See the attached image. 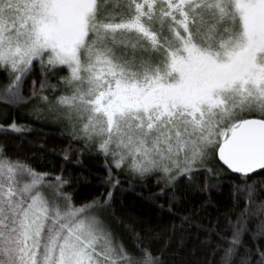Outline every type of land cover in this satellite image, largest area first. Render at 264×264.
<instances>
[{"label":"snow or ice","instance_id":"obj_1","mask_svg":"<svg viewBox=\"0 0 264 264\" xmlns=\"http://www.w3.org/2000/svg\"><path fill=\"white\" fill-rule=\"evenodd\" d=\"M0 72V101L64 122L107 172L81 201L63 165L41 170L0 142V264H166L151 229L115 206L117 172L153 175L171 213L222 170L242 178L244 208L208 224L194 208L170 230L181 243L195 231L202 264H264V0H0ZM5 117V136L33 130Z\"/></svg>","mask_w":264,"mask_h":264},{"label":"trees","instance_id":"obj_2","mask_svg":"<svg viewBox=\"0 0 264 264\" xmlns=\"http://www.w3.org/2000/svg\"><path fill=\"white\" fill-rule=\"evenodd\" d=\"M4 74L0 72V82H3ZM52 83H56V78H53ZM59 92L51 93L46 90L45 94L56 95ZM38 99V98H37ZM35 102V101H33ZM5 113H10L19 122L27 123L32 126V131L23 137L17 135H7L0 133V142L7 141L13 150H22V154L26 156L39 157L37 164L36 159H32L33 164L44 171H56L59 166L63 165L66 169L65 175H70L77 178L74 183V194L78 200H90L99 191L104 190V186L100 183V178L107 175L105 170V159L102 154L88 149L83 144L70 140L69 135L62 132V130L44 125L25 115L24 108H9L5 102L0 101V125L5 124ZM32 141L35 144L42 145L43 148L33 147L32 144L27 143ZM71 144L73 149H81L80 163L75 164V156L72 157L73 163L66 162L62 157L63 149ZM44 149H47L45 151ZM114 171H117L114 169ZM203 171V170H201ZM121 182L123 185L122 191H115L116 197L115 206L123 209L124 214L136 221V231L141 229H151V234L154 239L152 247L154 250H163L162 258L165 259L166 264H202L205 259L201 255V248L196 240V233L194 230H189L185 234L183 243H181L178 234L171 232L172 224H179V216H191L193 209H199L201 218L199 220L202 224H208L210 218H214L219 212H224L236 206V211H239L245 206V199L239 192L235 193L236 201L234 204L233 184L242 182V178L222 170L218 172V178L223 181L216 188L210 189L209 192H202L197 190L188 191L181 201H173L171 213L169 212L168 200L170 196L161 194L160 186H158L153 175L143 178H131L122 173ZM205 176L200 175L195 178V183L203 186ZM211 180L212 177L209 176ZM259 189V185H257ZM165 192L169 189L165 188ZM259 199H264V191H260ZM203 205V207H201ZM163 206V207H161ZM207 212L208 217L203 213ZM233 214V218H234ZM255 219L250 222V226L255 224ZM128 239L131 243L130 238ZM167 242V247L165 243ZM248 246L252 247V241L248 238Z\"/></svg>","mask_w":264,"mask_h":264},{"label":"rangeland","instance_id":"obj_3","mask_svg":"<svg viewBox=\"0 0 264 264\" xmlns=\"http://www.w3.org/2000/svg\"><path fill=\"white\" fill-rule=\"evenodd\" d=\"M56 95H59V92L56 94ZM25 115L29 118H32L33 120L37 121V122H40V123H43L44 125H49L50 127H54V128H57V129H60L62 130V132L66 133L69 135V129L67 128L66 124L64 122H61V121H57V120H53L51 118H46V119H37L35 116H32L30 114H28L27 112L25 113ZM88 149L90 150H93V151H96V148L94 146H86ZM99 153V152H98ZM128 177H131V178H140V177H137V176H134V175H127L126 173H122ZM151 175V174H150ZM149 175H146L145 177H147Z\"/></svg>","mask_w":264,"mask_h":264}]
</instances>
